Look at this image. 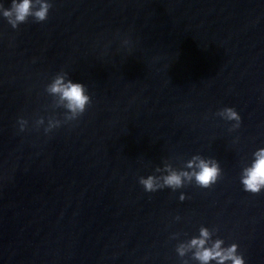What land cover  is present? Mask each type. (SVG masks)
<instances>
[{"label":"water","instance_id":"1","mask_svg":"<svg viewBox=\"0 0 264 264\" xmlns=\"http://www.w3.org/2000/svg\"><path fill=\"white\" fill-rule=\"evenodd\" d=\"M50 3L42 23L0 19V264H182L201 226L264 264V191L239 183L264 147V0ZM61 71L90 103L45 136L33 123L62 118L45 92ZM194 154L219 162L210 188L139 184Z\"/></svg>","mask_w":264,"mask_h":264},{"label":"clouds","instance_id":"2","mask_svg":"<svg viewBox=\"0 0 264 264\" xmlns=\"http://www.w3.org/2000/svg\"><path fill=\"white\" fill-rule=\"evenodd\" d=\"M50 0H10L8 7L4 6V0H0V19L13 29L27 22L31 17L36 23H42L47 19ZM48 96L55 99V107L63 110L62 118L58 119L54 114L41 116L34 120L33 127L37 130L43 129L45 136L60 128L63 124L78 120L85 112L90 103V96L84 84L74 82L66 72L57 73L45 87ZM221 120L229 122L234 131L240 127L241 118L237 111L231 107H224L215 113ZM19 132H25L28 120L18 118L16 121ZM160 175L140 177L139 184L145 192L153 193L165 188L173 192L183 188L185 185L208 189L216 184L221 175L219 162L213 157H204L194 154L186 161L182 169H174L166 165L158 169ZM239 183L244 192L256 195L264 191V147L256 149L248 162L241 168ZM180 201L185 200L183 193L179 196ZM179 220V217L176 218ZM216 230H209L201 226L198 234L187 240L178 242L175 252L182 264H188L184 257L189 256L192 264H245L244 257L238 252L236 243L225 246V241L215 238ZM172 239H177L174 234Z\"/></svg>","mask_w":264,"mask_h":264}]
</instances>
